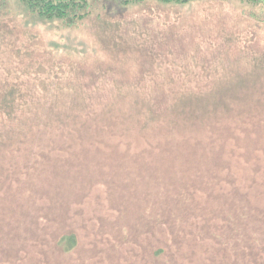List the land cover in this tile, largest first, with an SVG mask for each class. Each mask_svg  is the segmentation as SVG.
Instances as JSON below:
<instances>
[{
	"label": "rangeland",
	"instance_id": "374dc122",
	"mask_svg": "<svg viewBox=\"0 0 264 264\" xmlns=\"http://www.w3.org/2000/svg\"><path fill=\"white\" fill-rule=\"evenodd\" d=\"M89 2L0 0V264H264V3Z\"/></svg>",
	"mask_w": 264,
	"mask_h": 264
},
{
	"label": "trees",
	"instance_id": "16d2710c",
	"mask_svg": "<svg viewBox=\"0 0 264 264\" xmlns=\"http://www.w3.org/2000/svg\"><path fill=\"white\" fill-rule=\"evenodd\" d=\"M30 10L36 12L45 17H58L63 20L64 23H71L77 19L82 18L88 13L89 0H20ZM121 2H129L136 0H120ZM182 2L186 0H164ZM251 3H264V0H245ZM255 130V129H253ZM247 149V147H246ZM64 246H67L69 250L76 243L75 233L71 232L66 235H62L60 238Z\"/></svg>",
	"mask_w": 264,
	"mask_h": 264
}]
</instances>
